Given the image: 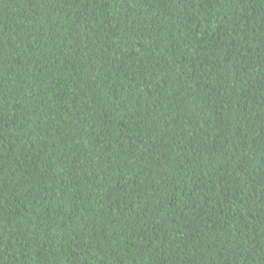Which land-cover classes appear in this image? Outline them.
I'll use <instances>...</instances> for the list:
<instances>
[{
	"label": "trees",
	"instance_id": "16d2710c",
	"mask_svg": "<svg viewBox=\"0 0 264 264\" xmlns=\"http://www.w3.org/2000/svg\"><path fill=\"white\" fill-rule=\"evenodd\" d=\"M0 264H264V0H0Z\"/></svg>",
	"mask_w": 264,
	"mask_h": 264
}]
</instances>
